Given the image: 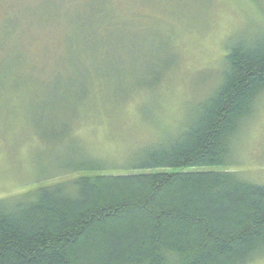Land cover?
I'll list each match as a JSON object with an SVG mask.
<instances>
[{
	"label": "trees",
	"instance_id": "obj_1",
	"mask_svg": "<svg viewBox=\"0 0 264 264\" xmlns=\"http://www.w3.org/2000/svg\"><path fill=\"white\" fill-rule=\"evenodd\" d=\"M28 15L30 24L63 21V41L79 48L78 80L59 87L64 96L56 98L66 110H78L75 136L100 119V103L124 108L153 92L170 72L168 62L138 72L98 63L109 53L105 39L113 13L107 0H38ZM21 23L3 21V42L25 43L17 29ZM71 31H78L75 39ZM263 94L264 35L233 40L217 83L186 111L175 131L156 127L112 157L88 159L79 153L57 161L58 172L48 180H68L0 200V264H251L263 259L264 186L231 171H191L230 164L234 142ZM70 133L63 123L62 136L54 140Z\"/></svg>",
	"mask_w": 264,
	"mask_h": 264
},
{
	"label": "rangeland",
	"instance_id": "obj_2",
	"mask_svg": "<svg viewBox=\"0 0 264 264\" xmlns=\"http://www.w3.org/2000/svg\"><path fill=\"white\" fill-rule=\"evenodd\" d=\"M107 1L113 13L105 39L109 53L98 63L135 72L162 62L172 66L160 86L126 107L100 103V119L75 136L78 110H66L56 98L64 96L59 87L78 80V46L63 41V21L30 24L26 16L38 0H0V28L7 18L21 20L17 29L25 42H3L0 36V200L68 180H48L58 172L57 161L79 153L88 159L112 157L156 127L175 131L186 111L217 83L233 40L264 35V0ZM71 32L75 39L78 31ZM88 71L94 73L95 67L89 65ZM63 123L71 133L54 140L62 136ZM199 170L231 171L246 183L264 186V94L234 142L230 164L191 171ZM251 264H264V258Z\"/></svg>",
	"mask_w": 264,
	"mask_h": 264
}]
</instances>
